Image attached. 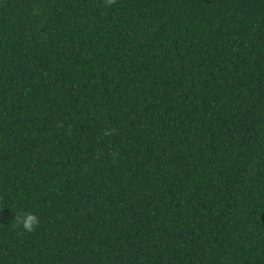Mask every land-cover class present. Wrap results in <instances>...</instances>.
Here are the masks:
<instances>
[{"label":"trees","instance_id":"1","mask_svg":"<svg viewBox=\"0 0 264 264\" xmlns=\"http://www.w3.org/2000/svg\"><path fill=\"white\" fill-rule=\"evenodd\" d=\"M0 264H264V0H0Z\"/></svg>","mask_w":264,"mask_h":264},{"label":"clouds","instance_id":"2","mask_svg":"<svg viewBox=\"0 0 264 264\" xmlns=\"http://www.w3.org/2000/svg\"><path fill=\"white\" fill-rule=\"evenodd\" d=\"M38 223V218L33 214H27L22 220L21 224L22 226L28 230L31 231L33 226Z\"/></svg>","mask_w":264,"mask_h":264}]
</instances>
